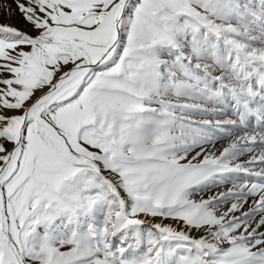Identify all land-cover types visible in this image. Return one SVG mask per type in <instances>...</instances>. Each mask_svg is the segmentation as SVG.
<instances>
[{
	"label": "snow or ice",
	"instance_id": "1",
	"mask_svg": "<svg viewBox=\"0 0 264 264\" xmlns=\"http://www.w3.org/2000/svg\"><path fill=\"white\" fill-rule=\"evenodd\" d=\"M0 0V264H264V0Z\"/></svg>",
	"mask_w": 264,
	"mask_h": 264
},
{
	"label": "rangeland",
	"instance_id": "2",
	"mask_svg": "<svg viewBox=\"0 0 264 264\" xmlns=\"http://www.w3.org/2000/svg\"><path fill=\"white\" fill-rule=\"evenodd\" d=\"M7 3L14 7V4H12V0H7ZM0 22H8L12 24H17L19 26V17L13 16L9 19L7 15L0 13Z\"/></svg>",
	"mask_w": 264,
	"mask_h": 264
}]
</instances>
